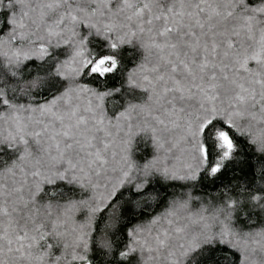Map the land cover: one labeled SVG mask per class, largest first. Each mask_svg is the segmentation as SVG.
I'll return each mask as SVG.
<instances>
[{
	"label": "snow or ice",
	"instance_id": "obj_1",
	"mask_svg": "<svg viewBox=\"0 0 264 264\" xmlns=\"http://www.w3.org/2000/svg\"><path fill=\"white\" fill-rule=\"evenodd\" d=\"M0 264H264V0H0Z\"/></svg>",
	"mask_w": 264,
	"mask_h": 264
},
{
	"label": "trees",
	"instance_id": "obj_2",
	"mask_svg": "<svg viewBox=\"0 0 264 264\" xmlns=\"http://www.w3.org/2000/svg\"><path fill=\"white\" fill-rule=\"evenodd\" d=\"M244 159H245V161L250 160V159H251V153H247V154H245ZM239 167H244V168H246L247 165H246V163H245V164H241V165H239V166H238V169H239ZM230 175H231V173H229V176H230Z\"/></svg>",
	"mask_w": 264,
	"mask_h": 264
}]
</instances>
